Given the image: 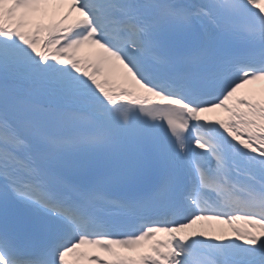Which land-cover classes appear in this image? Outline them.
<instances>
[{"label":"snow or ice","instance_id":"snow-or-ice-1","mask_svg":"<svg viewBox=\"0 0 264 264\" xmlns=\"http://www.w3.org/2000/svg\"><path fill=\"white\" fill-rule=\"evenodd\" d=\"M0 264H264V0H0Z\"/></svg>","mask_w":264,"mask_h":264},{"label":"bare ground","instance_id":"bare-ground-1","mask_svg":"<svg viewBox=\"0 0 264 264\" xmlns=\"http://www.w3.org/2000/svg\"><path fill=\"white\" fill-rule=\"evenodd\" d=\"M202 223H204V222H202ZM207 223H212V224H214L215 222H207ZM101 255L103 256V255H105V254L101 253Z\"/></svg>","mask_w":264,"mask_h":264}]
</instances>
